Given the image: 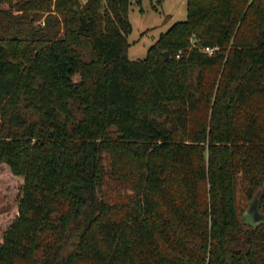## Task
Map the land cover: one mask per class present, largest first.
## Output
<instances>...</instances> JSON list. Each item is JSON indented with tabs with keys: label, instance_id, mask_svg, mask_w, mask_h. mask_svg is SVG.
I'll return each instance as SVG.
<instances>
[{
	"label": "trees",
	"instance_id": "obj_1",
	"mask_svg": "<svg viewBox=\"0 0 264 264\" xmlns=\"http://www.w3.org/2000/svg\"><path fill=\"white\" fill-rule=\"evenodd\" d=\"M187 2L133 60L131 0H0V264H264V0Z\"/></svg>",
	"mask_w": 264,
	"mask_h": 264
},
{
	"label": "rangeland",
	"instance_id": "obj_2",
	"mask_svg": "<svg viewBox=\"0 0 264 264\" xmlns=\"http://www.w3.org/2000/svg\"><path fill=\"white\" fill-rule=\"evenodd\" d=\"M129 15L132 24V31L128 36L129 57L133 60L145 58L148 49L161 34L175 23L186 20L188 2L187 0H131ZM13 183L9 177L0 178V210H6L0 214V241L4 231L16 216L18 187H14ZM251 210L250 203L244 211L243 219L249 221ZM251 219L253 220V217Z\"/></svg>",
	"mask_w": 264,
	"mask_h": 264
},
{
	"label": "water",
	"instance_id": "obj_3",
	"mask_svg": "<svg viewBox=\"0 0 264 264\" xmlns=\"http://www.w3.org/2000/svg\"><path fill=\"white\" fill-rule=\"evenodd\" d=\"M161 1V0H159ZM169 53L168 51L165 52V56L168 57ZM251 213H249V221L246 219H243V222L245 224H251V225H258L261 222H264V217L259 213L258 204L256 201L252 202L251 204ZM253 217V220L251 219Z\"/></svg>",
	"mask_w": 264,
	"mask_h": 264
},
{
	"label": "built area",
	"instance_id": "obj_4",
	"mask_svg": "<svg viewBox=\"0 0 264 264\" xmlns=\"http://www.w3.org/2000/svg\"><path fill=\"white\" fill-rule=\"evenodd\" d=\"M216 49H217V47L206 46L203 50L205 52H207L208 54H213V53H215ZM178 57H179V55H178Z\"/></svg>",
	"mask_w": 264,
	"mask_h": 264
}]
</instances>
